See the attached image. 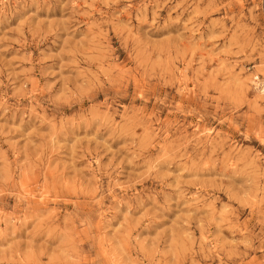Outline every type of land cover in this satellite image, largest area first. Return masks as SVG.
Listing matches in <instances>:
<instances>
[{
  "label": "rangeland",
  "instance_id": "1",
  "mask_svg": "<svg viewBox=\"0 0 264 264\" xmlns=\"http://www.w3.org/2000/svg\"><path fill=\"white\" fill-rule=\"evenodd\" d=\"M262 90L264 0H0V264H264Z\"/></svg>",
  "mask_w": 264,
  "mask_h": 264
},
{
  "label": "bare ground",
  "instance_id": "2",
  "mask_svg": "<svg viewBox=\"0 0 264 264\" xmlns=\"http://www.w3.org/2000/svg\"><path fill=\"white\" fill-rule=\"evenodd\" d=\"M261 90V89H260ZM261 92H264V90H262Z\"/></svg>",
  "mask_w": 264,
  "mask_h": 264
}]
</instances>
